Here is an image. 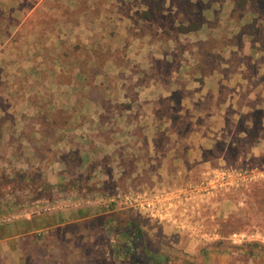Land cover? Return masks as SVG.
<instances>
[{"label": "rangeland", "instance_id": "obj_1", "mask_svg": "<svg viewBox=\"0 0 264 264\" xmlns=\"http://www.w3.org/2000/svg\"><path fill=\"white\" fill-rule=\"evenodd\" d=\"M69 1L73 0H0V264H264V190L257 188L246 197L245 183L252 173L249 168L222 162L201 171H181L177 175L170 172L168 179L144 183L142 175L132 172L135 160L132 164L131 156L125 157L124 163H117V149L101 158L74 156L69 151L71 143L66 131L72 110L66 105L59 108L56 101L60 95L66 104L67 92L73 90L75 83L68 75L55 76L51 71L61 67L60 58L54 59L57 42L51 44L60 34L66 40L65 51L58 48L65 53L62 63L68 59L67 53L90 57L87 85L102 86L100 91H91L100 100L107 89L110 92L115 86L106 75L115 79L117 66L123 60L113 58L106 67L107 73L102 75L105 59L119 45L114 43L108 50L106 45L97 43L99 30H105L109 38L123 34L128 42L136 33H150L157 37L156 45L144 43L135 45L133 50L142 55L141 59L148 52L156 54L157 79L166 81V71L179 62L166 63L163 50L169 46L163 44L164 40L177 39L175 46L180 50L188 47L180 38L187 37L197 39L198 59L190 61L191 54H186L182 58L176 56L178 60L185 59L189 67L198 70H234L240 72L234 74L235 83L248 81L264 86V0ZM126 2L138 10L147 5L153 7L157 20L165 23L169 18L170 22L155 28L154 34L146 27L134 32L122 29L126 24L121 20L114 26L106 23L103 28L107 30L96 26L98 16L123 17L114 8ZM213 3L235 8L229 13L208 12ZM175 6L178 13H167L166 18L160 13L162 7ZM201 21L203 28H196ZM59 24L63 28L58 29ZM71 24L77 32H71ZM69 35L79 41L68 45ZM41 44H46L45 50L50 54L45 55L44 61L36 59L35 50ZM121 51L119 46L115 52ZM132 58L129 56L127 61L132 62ZM257 70L261 74L255 76ZM146 78L141 77V82ZM4 89L9 90L11 100L8 95L4 100ZM258 90L255 89L257 93ZM81 94L80 91L78 96ZM94 114L99 117L90 106L86 114L79 116L84 129L76 130L77 136L86 139L79 137L81 141L88 142L91 135L97 137V143L101 142L100 136H115V121L105 131L90 125ZM53 123L62 126L59 132ZM187 128L183 126L182 131ZM110 143H114L112 139ZM174 164L172 161L171 167ZM231 167L246 170V179L225 190H196L208 170ZM35 174L39 179L33 182ZM234 189L239 190L236 198L240 203L235 209L231 202ZM144 194H160L159 199L170 200L173 207H168L169 214L172 217V213L179 212L178 222L160 217L164 210L155 208L153 216L144 212L139 205ZM131 198L136 201L130 203ZM120 211L124 217H131L140 235L113 224L111 217Z\"/></svg>", "mask_w": 264, "mask_h": 264}, {"label": "crops", "instance_id": "obj_2", "mask_svg": "<svg viewBox=\"0 0 264 264\" xmlns=\"http://www.w3.org/2000/svg\"><path fill=\"white\" fill-rule=\"evenodd\" d=\"M62 1L65 0H60V3ZM71 2L75 3L74 0L69 1V3ZM66 3L68 2L66 1ZM194 3L196 4V2ZM234 8L235 6L231 4L215 5L213 3L209 5L207 11L212 10L218 14L229 13ZM114 9L115 13H122L123 17L113 15L102 19L101 16H98L94 21L96 26L100 29H106L103 28L106 23L114 26L117 20H121L126 24V27L122 29H132L134 32V30L146 27L152 29V34H154L155 28H160L162 23L166 26L167 22H170L169 18H167L168 21L165 20V23L163 20L162 22L157 20L154 15L155 9L148 5L144 10L142 7L138 10L136 6L126 2L116 5ZM161 9L162 12L160 13L165 15V18L167 13L179 12L177 6L162 7ZM201 11L203 12V9ZM70 26V30L73 32L72 29L75 28L72 27V24ZM203 26L204 21H201L196 28L200 29ZM170 27L172 28L171 25ZM60 28L63 27L59 24L58 29ZM99 31L100 36L97 43L106 45L108 50L112 48V44L117 43L122 49L121 52L116 53L115 51L119 48L116 46L111 57L105 59L107 62L105 61L102 75L107 73L106 67L111 64L113 58L123 60L117 66L115 79L112 80L111 75H106L107 81L114 82L115 86L113 87L114 90L110 91L111 93L107 89V93L101 95L100 100L91 91L94 88L96 91H100L102 86L87 85L88 71H91V64L87 65L88 61H91L90 57L85 54L84 58H80L76 53L72 55L67 53L68 59L71 58L72 62H68L67 59L64 64L62 60L65 53L60 52L58 48H63L65 51L66 40L63 41L59 34L51 43L54 46L57 42L55 50L57 55L54 56V59L59 57L61 64V67L53 68L52 73L55 76L68 75L75 83L73 90L67 92L66 104L60 95L57 96L56 101L59 108L66 105L70 111L72 110V112L69 111L70 114L67 117L66 131L68 142L71 143L69 151L74 156L89 159L101 158L104 154L110 155L115 151L114 149H117L116 159L119 161L117 163L119 164L120 161L124 163L126 161L124 158L131 156L132 164L135 160L136 165L133 164L132 172L134 175H142L140 178H143L144 183H152L157 179H168L170 172L177 175L181 171L191 172L194 169L201 171L210 166L228 162L229 165L247 167L252 172L249 182L245 183L244 193L247 194L246 197L257 188L264 190V86L261 84L253 85L252 82L249 83L248 81H246L247 84L235 83L234 74H240V72L235 73L234 70L224 72L225 75L227 74L224 76L223 72L215 68L204 71L189 67V63L185 59L178 60L176 57L182 58L186 54H191L190 61L192 58L193 61L198 59L197 39L192 40L187 37L180 38V41H186V45H188V47L180 50L175 46L177 39L174 41V38L167 37L164 40L163 44L169 46L167 51L166 49L163 50L162 57L166 63L179 62L176 67L166 71L168 72L166 81H162L157 79L154 69L156 54L148 52L141 59L142 55L140 56L139 52L135 54L136 52L133 50L135 45L144 43L156 45L157 37L150 33L144 36H139L136 33V36H132L128 42L123 34L109 38L105 30ZM121 40L123 44L120 43ZM67 41L70 45L73 41L79 40L76 39L75 35H69ZM45 45L42 46L41 44L42 50L40 45L36 47V59L41 58L40 60L44 61L46 54L50 56L45 50ZM69 48L71 52V46ZM131 55L133 57L132 62H128L127 59L129 56L131 58ZM260 74L259 70L255 72V76ZM144 76L147 77V81L141 82V77ZM246 78L248 76L244 77V79ZM73 81L71 80V82ZM106 86L108 88L107 84ZM257 88L259 89L258 93L255 91ZM8 91L3 90L4 100L7 95L8 99L11 100V94ZM80 91L82 94L78 96ZM90 106H93V110L99 115V117L95 114L90 116L91 119H94L91 122L89 120L90 125L105 131L106 126L115 121V136H100L101 142L97 143L96 136L87 134L91 135L90 140L88 142L81 141L82 137L77 136L76 130L84 129V123L81 122L79 116L86 114ZM54 125L55 131L59 132L62 126L60 124ZM4 126L6 127L8 124L4 123ZM177 126H189V128L183 132L182 127ZM6 129L8 128L3 130L6 131ZM185 134L187 135L185 136ZM110 139L114 143H110ZM173 144H175L174 147H172ZM172 161L175 163L173 167L180 164L179 168L171 167ZM186 162L188 163L186 164ZM183 168L186 170H181ZM238 191L237 189L231 191V202H234V209L240 204L236 198Z\"/></svg>", "mask_w": 264, "mask_h": 264}, {"label": "built area", "instance_id": "obj_3", "mask_svg": "<svg viewBox=\"0 0 264 264\" xmlns=\"http://www.w3.org/2000/svg\"><path fill=\"white\" fill-rule=\"evenodd\" d=\"M243 173H246V170H242L240 168H235V167L214 168L208 170L207 172H205V175L202 178V180L199 182L198 188H196V190L203 191L204 193L205 192L208 193L211 189L212 190L219 189V191L220 189L225 190L229 187H232L233 185H238L240 181H243V179L245 180L246 175L244 176ZM144 196H145L144 198H140V196H138L142 200L139 205L144 210V212H148L150 215L153 216L154 215L153 213L155 212V208H157L158 211L164 210L163 214L159 215L160 217H164L165 219H167V221L172 218L173 221L170 220V222L172 223L178 222L177 216L179 215V212L172 213V217L171 214H169L168 207L170 208L173 207V204H171L170 200H164L162 198L159 199L161 197L160 194H155L153 196L149 194L148 197L146 196V194H144ZM132 201H136L135 198L129 199L130 203H133ZM126 204L128 205V207H135L131 204L128 203ZM188 205L190 206V204ZM162 206L164 207L162 208ZM180 206L182 207L181 203ZM195 207L193 208V210L195 209ZM181 210L183 212H187L188 208L187 209L181 208Z\"/></svg>", "mask_w": 264, "mask_h": 264}, {"label": "trees", "instance_id": "obj_4", "mask_svg": "<svg viewBox=\"0 0 264 264\" xmlns=\"http://www.w3.org/2000/svg\"><path fill=\"white\" fill-rule=\"evenodd\" d=\"M38 179H39V175H36V174L33 175L31 178L33 182L37 181ZM112 217H111V220L114 219L113 224L116 223L117 225L118 224L123 225V228L126 229L127 231L135 230L137 234L139 235L141 234L140 230L136 228L137 227L136 223L131 221V217L129 216L124 217V212H121V211L117 212V214H114Z\"/></svg>", "mask_w": 264, "mask_h": 264}]
</instances>
